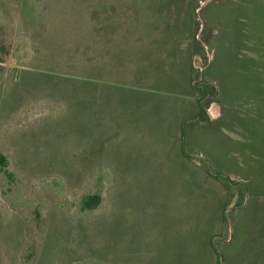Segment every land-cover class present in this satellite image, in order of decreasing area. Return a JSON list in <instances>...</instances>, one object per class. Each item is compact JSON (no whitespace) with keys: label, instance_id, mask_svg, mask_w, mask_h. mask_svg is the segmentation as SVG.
Returning a JSON list of instances; mask_svg holds the SVG:
<instances>
[{"label":"rangeland","instance_id":"374dc122","mask_svg":"<svg viewBox=\"0 0 264 264\" xmlns=\"http://www.w3.org/2000/svg\"><path fill=\"white\" fill-rule=\"evenodd\" d=\"M0 1L7 6L0 11V153L8 158L11 175L0 172V264H182L184 259V264H193V255L185 258L187 241L193 238L204 253L207 239L198 238V242L191 237V226L198 221H214L201 237L219 233L221 226L215 221H224L227 205L233 209L239 197L235 191L237 196L231 201L226 183L251 180L249 207L264 205V85L261 87L262 75L254 77L256 83L250 79L255 64L264 66V0H257L260 3L254 7L249 0H216L229 2H211L196 16L193 14L202 25L199 40L214 32L208 46L205 44L212 64L208 75L217 82L222 103L213 100L207 112L211 121L216 120L221 117L223 106L225 116L221 122L214 128H204L189 126L188 121L182 126L188 133L184 144L182 129L178 127L192 118L189 98L179 95L184 82L173 89L177 98L152 99L146 95L155 90H141L144 96L138 98L152 107L144 115L143 120L147 121H136L131 117L136 113L124 110L128 119L122 117L118 121L123 123L119 124L115 117L102 137L104 141L97 139L100 127L94 128L97 140L92 144L93 150L82 146L85 142L77 135L80 131L73 123L75 119L60 117L67 111L65 100L60 102L57 96L46 94L61 95L65 79L76 77L46 72L42 65L63 72L67 63L45 58L39 61L32 52V43L18 44V33L28 34L27 28L42 29L49 41V55L55 51L62 54L67 48L74 50L70 46L74 44L84 50V55L90 52V58L100 67L117 59L114 54L108 59V47L126 46L125 38L139 42L155 39L171 22L141 30L147 0ZM169 1L173 9H167V16H183L178 27L182 30V25H188L185 20L192 16L190 8L185 2ZM208 2L202 0L200 5ZM132 14L136 17L132 18ZM139 15L143 17L140 21ZM19 16L22 21H17ZM236 20L245 22L242 25ZM127 44L133 47L132 52L125 54L123 64L111 73L120 74V81L135 82L134 71L139 65L133 52H138L139 43ZM188 44L189 38L181 46L187 54ZM245 44L250 46V52L239 61L236 48L244 49ZM17 45L25 52L20 51L23 57L18 66L12 62V54L18 53ZM254 49L258 52L254 59L257 57L260 62H252ZM193 60L194 76L195 69H200L202 78L203 61L200 56ZM38 63L42 65L39 67ZM68 64L82 67L86 60L77 56L73 64ZM17 69L26 73H18ZM173 72L176 71H171L172 80ZM155 75L146 73L139 78L147 82L148 77L153 79ZM77 80L73 81L80 87L86 85V80ZM90 83L101 87L96 76ZM126 86L136 92L134 85ZM140 86L145 88L146 84ZM69 87L63 95L77 96L78 90L72 89L73 85ZM107 92L112 94L110 88ZM118 93L132 99L133 93L128 90ZM79 94L86 91L82 89ZM153 121L160 124L154 138L149 134ZM136 122L144 143L132 130ZM235 143H239L237 150ZM89 194H99L102 202L95 210L82 213V199ZM259 195L260 202L256 200ZM261 211L264 221V207ZM243 215L238 221L247 219ZM234 218L231 215V220ZM227 223L229 227V220Z\"/></svg>","mask_w":264,"mask_h":264},{"label":"crops","instance_id":"0c3cea01","mask_svg":"<svg viewBox=\"0 0 264 264\" xmlns=\"http://www.w3.org/2000/svg\"><path fill=\"white\" fill-rule=\"evenodd\" d=\"M176 1V0H174ZM172 1V2H174ZM181 2H185L186 8H190V13H192V16L188 17L187 20H185L184 24L188 25H182V30L186 29V33H182V30H179V24L183 19V16H178V18L170 19L171 26L168 27V33L166 35H162L160 37H156L152 40H146L139 42L137 40H134L133 38H125L127 40L126 46L124 45H116L115 47H111L107 49V55L108 59H111V55L114 54V56L117 57L116 61L113 63L112 60L108 63L101 64L100 67L102 68L101 76L105 77L104 79L107 80L109 87L116 88V91L110 95L116 96L119 95V91L125 92L128 90L129 92L133 93L131 95L132 99L130 102L135 105H131L129 107H123L121 112L124 110L130 109V112L133 114H137L134 116H131L132 118H135L137 121H142L144 119L145 113H148L151 111L152 108L151 105H144L141 100L138 99L140 96H144V91H153L155 90V93L146 95V97H151L152 99H164L166 98H173L176 97L173 93L174 87H176L180 82H184V89L183 92L179 93V95H184L189 98L190 103L189 109H193V105L195 103V99L193 96V90L191 87L192 80L194 77V60L193 57H195V47H194V38L195 33L197 31L196 27V19L193 18V14L199 11L201 8H204L208 5H200L202 2L201 0H178ZM205 1V0H204ZM211 1V0H210ZM248 1V0H247ZM191 2V4H190ZM259 4V1L249 0V5L254 7L255 4ZM183 7V5H182ZM146 8V16L145 21L143 25L141 26V30H145V23L148 22V16L147 14L149 11L156 10V9H170L172 10V5L167 4L166 6H162L160 4H153V6L150 7L149 10ZM183 12V10H182ZM142 20V18L139 19V21ZM199 20V19H198ZM239 21L242 25L245 21L243 20H236ZM152 22L154 25L151 27H158L160 26V23L158 21L153 20L150 18L149 23ZM187 22V23H186ZM163 23V22H161ZM169 23V22H168ZM177 26V27H176ZM170 27H172L170 29ZM174 27L176 28L174 30ZM200 34V33H199ZM189 38V44L187 47L188 54L185 53L184 49H182V43L185 42ZM129 42H135L139 43V46H137L138 52H133V55L138 57V70L134 71L136 72L134 76V81H127L123 82L120 81V74H112L111 71L117 70V68L123 64L121 62V59L125 60V54H128L129 52H132L133 47L130 46L131 44H127ZM182 53V57H180ZM186 54V55H185ZM140 55H143L141 61H140ZM189 55V57H188ZM113 64H112V63ZM105 70V72H103ZM171 71L173 72V80L171 78ZM146 73H153L155 77L153 79L147 78V82L145 79L139 78V75L146 74ZM113 76V78L111 77ZM151 76V75H150ZM170 76V79H169ZM136 79L138 82H136ZM114 80V81H112ZM146 84L145 88H142L141 84ZM124 84V85H123ZM134 85L136 87V92L132 89L130 91V87L126 85ZM169 91L167 92V90ZM144 90V91H141ZM178 95V96H179ZM177 98V97H176ZM157 102V101H156ZM143 105H139V104ZM174 104V103H173ZM162 106V105H161ZM160 106V107H161ZM157 107V104H156ZM155 112V111H154ZM123 114V113H122ZM124 115V114H123ZM193 115V113H192ZM125 119H128L124 115ZM145 121V120H143ZM147 121V120H146ZM145 121V122H146ZM139 122H136V128H133L132 130L136 131L138 133L137 137L142 136L140 135L142 132H139L140 125H138ZM144 124V123H143ZM149 123H145L144 125H147ZM149 125H152L149 134L152 138L156 135L157 127H160V124H157L153 121V123H150ZM208 124H200L199 126H202L205 128ZM184 127V126H183ZM154 129V132H153ZM180 129V125L178 127ZM185 139L188 140V133L185 134ZM139 141L143 139L144 143V136L137 138ZM137 144V145H143ZM259 188H257L258 190ZM262 194L261 192H259ZM260 195L256 197V200L259 199ZM250 199V197H247V200ZM249 204V203H248ZM246 205L244 208H241L233 215L236 216V219L229 221V227L227 221H215L217 224L221 226V230L217 234H212L214 232H211L207 235L206 238H202L201 234H205V228L210 227L213 225L214 221H198L199 223L196 226H191L190 231H192L191 237H194L196 241L199 242L198 238H201L202 240L207 239V245L204 246V253H201V250L196 246L194 243V240L192 238V241H187V247L185 253L186 256L193 255V264H246V261H249V264H264V221L261 219L260 214H262L263 206L251 209L249 205ZM239 212V214H237ZM237 214V215H236ZM247 215V219L245 221H238L241 219V215ZM243 215V216H244ZM243 218V217H242ZM182 222V221H181ZM204 228V229H203ZM194 234V236H193ZM189 239V237H187ZM242 242V245L237 244L238 241ZM220 242L222 246H219L217 243ZM181 248V247H180ZM203 254V257L201 259V255ZM186 260L184 259V264ZM192 264V263H191Z\"/></svg>","mask_w":264,"mask_h":264},{"label":"trees","instance_id":"16d2710c","mask_svg":"<svg viewBox=\"0 0 264 264\" xmlns=\"http://www.w3.org/2000/svg\"><path fill=\"white\" fill-rule=\"evenodd\" d=\"M169 2H170L169 0H147L146 7H147V10H149L150 7L153 6V4H160L162 6H166ZM211 2H217V1L211 0L206 6V8L211 4ZM227 2L229 1H220V2H217V4L223 5L224 3H227ZM6 8L7 6L5 5V3L0 1V11ZM168 12H170V10L163 9L160 11V9L154 10V8L153 10L149 11V13L147 14L148 22L145 23V31L153 29L151 26L154 24L152 22L149 23L150 18H152L155 21H158L160 24H162L161 22H170L171 21L170 19H173V17L171 15L167 16ZM135 17H136V14H132V18H135ZM20 18L22 21L23 18L21 16L17 18V21L18 20L20 21ZM140 18H143L142 15L138 16V21ZM168 27L163 26V29L160 32L159 37L162 35L170 34L168 33ZM196 27H197V31L195 33V38H194V47H195L194 56L201 57L205 70L203 71V77L201 78L199 77L200 69H195V76L193 77L192 84H191V87L193 90V96L195 99V103L192 109L193 115H192V118H188L186 119V121L180 124V129H182V126L185 127L188 121H190L189 126L197 127L200 124H208L207 128H210V127L214 128V126L217 125L219 122H221L222 118L225 116V110L223 106L221 107L222 109L221 117L216 120L211 121V118L209 117L208 112H207L208 104L212 102L213 100H216V99L220 100L219 97H221V93L218 88L217 82L213 80L212 78L210 79L208 75V73L210 72L212 68V64L209 61L210 56L208 52L206 51V46H208V44L210 43V40H212V37H214V32L208 33L206 37L204 38L202 37V40H199L198 36H199L202 25L200 21H198V19H196ZM38 29H36L35 31H32L31 28H27L25 33H28V34H24V32L23 33L19 32L18 33L19 34L18 44L22 45L21 43H23V45L26 46L32 43L31 44L32 52L36 54L37 57H39V61L45 58V59H53V61L54 60L59 61V63L61 62L67 63V67H65V70L63 72H60L58 70L55 71L53 68H49V67L47 69L44 65L40 63L42 67L46 69V72H53L54 74L60 75L61 77L63 75L70 76V77L71 76L76 77L75 79H72V78L65 79L64 78L65 81L61 84V87H60V90L62 91L60 92L61 95L56 94L54 92H49L46 94L50 95L51 97L57 96L60 102H63V100H65V105H67V108H66L67 111H64V113H62L60 117L64 116L66 118L75 119L73 123H75V126H78L79 129L77 130L80 131L79 134L77 135H79V138L86 143V144L83 143L82 146H85L87 150L91 148L93 150L94 148L92 144L96 142L98 138L104 141L102 137L106 136L107 128L109 127L110 129L112 127V123L115 120L114 119L115 117L119 118L117 119V122L119 124L123 123V122L118 121V120H122V117L125 120V117L121 112L122 111L121 109L124 106L129 107L135 104L134 103L132 104L128 100V98H125V96H122V95L112 96L107 92V90H109L110 88L111 93H113V89L115 88L109 87L107 80L104 79L105 77L101 76L102 68L97 67L95 65L94 58L93 59L92 57L90 58V52L86 51L84 55V50L82 51L78 46L74 44H70V46L75 47L74 50L73 49L69 50V48H67L64 50V53L62 54H58V51H55V54L49 55L46 51L48 50L47 46L49 44V41L45 38V35H44L45 32L42 29L38 31ZM205 29H206V26H205ZM248 37H250V32L247 33L244 39L246 42H249ZM17 46H18V50H17L18 53L12 54V62L18 66L21 64V58L23 57L20 51L23 52V54H25V52L20 48L19 45ZM249 52H250V46L245 44L244 49L236 48L235 56L239 58V61H240L241 56L242 57L247 56ZM254 55L258 57L257 49L253 50L252 62L254 63L260 62V59L257 57H255L254 59ZM77 56L78 58H81V59L84 57L86 60V64L82 67H80L79 65H75L77 67L73 68V66H70L68 63L73 64L74 58ZM0 63H1V55H0ZM40 64L38 63L39 67H40ZM79 68L84 69V70H80ZM252 68L254 69H253L250 79L256 83V79L254 77H256L257 75H262L261 77V87H262L264 85L263 83L264 74L262 73L264 66L263 65L258 66L255 64ZM19 72L21 71H18V73ZM103 72H105V70ZM21 73L25 74L26 72L23 71ZM63 73H66V74H63ZM95 76H96V79L101 84L100 88H97L93 84L90 83L92 78L94 79ZM19 78L22 79V75H20ZM77 78L79 79L82 78L86 80L87 81L86 85H84V87H80L77 82L73 81V80H76L79 82ZM71 85H73L72 89L76 91L78 90V92L76 93L77 96L76 95L75 96L73 95L71 97L64 96L63 95L64 90L65 89L70 90L71 88L69 86ZM82 89L86 91V94H82V95L79 94ZM98 89H101V90L97 91ZM202 93H206L207 96L205 97L201 96ZM220 102L222 103L221 100ZM62 111H63V107H62L61 112ZM118 123L116 124L118 125ZM96 126H99L100 131H101V133L98 134L97 139H96V133L94 132V128ZM182 132H183L182 140L185 144L186 136L184 133V129H182ZM237 144L239 143L234 144L236 150L238 149ZM255 151H258V147L255 148ZM183 155H184V151H183ZM261 156H264V151H262ZM185 157L188 160H191L187 156ZM8 167H9L8 158L3 153H0V172L6 174L8 177H11L8 171ZM248 181H251V180H241L240 182L239 181H229V183L225 184L230 189L229 192L231 193V201L234 199V197L237 196L235 191L238 192L239 197L236 199L235 205L231 207L233 209L230 210L229 209L230 206L227 205L222 215V218L224 219V221H228V220L231 221V215L236 213L241 208H244L249 203V199L247 200V197H249V190L251 187ZM101 202H102V198L99 194H94V195L89 194L82 199L81 206H80L81 212L82 213L91 212L95 210L101 204ZM97 264H103V263L100 262Z\"/></svg>","mask_w":264,"mask_h":264}]
</instances>
